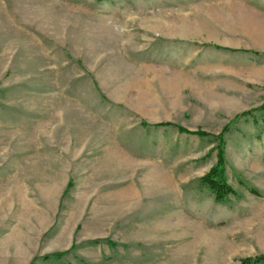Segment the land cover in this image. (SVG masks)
I'll return each instance as SVG.
<instances>
[{
	"label": "rangeland",
	"instance_id": "1",
	"mask_svg": "<svg viewBox=\"0 0 264 264\" xmlns=\"http://www.w3.org/2000/svg\"><path fill=\"white\" fill-rule=\"evenodd\" d=\"M260 256L264 0H0V264Z\"/></svg>",
	"mask_w": 264,
	"mask_h": 264
},
{
	"label": "trees",
	"instance_id": "2",
	"mask_svg": "<svg viewBox=\"0 0 264 264\" xmlns=\"http://www.w3.org/2000/svg\"><path fill=\"white\" fill-rule=\"evenodd\" d=\"M98 1H106V0H98ZM158 127L162 126H170V124H158L154 125ZM180 132L199 135V136H207L210 135L206 132H191L183 127H178ZM228 130L226 127L219 135L214 136L219 140L218 145V160L217 164L212 167L209 172L201 178L200 182L205 185L210 192L214 195L215 201L218 203H224L228 200L229 196L235 195L234 189L227 183L226 178L224 176L223 166L225 164L224 157V149H223V133ZM253 195L259 196V194L255 190H250ZM241 264H264V256H260L254 259L246 258L241 261Z\"/></svg>",
	"mask_w": 264,
	"mask_h": 264
}]
</instances>
